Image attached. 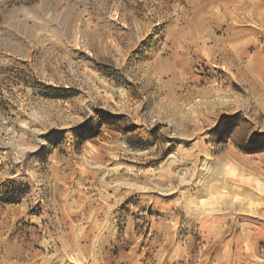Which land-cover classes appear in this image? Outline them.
<instances>
[{"label":"rangeland","instance_id":"rangeland-1","mask_svg":"<svg viewBox=\"0 0 264 264\" xmlns=\"http://www.w3.org/2000/svg\"><path fill=\"white\" fill-rule=\"evenodd\" d=\"M6 208L0 264H264V0H0Z\"/></svg>","mask_w":264,"mask_h":264},{"label":"crops","instance_id":"crops-1","mask_svg":"<svg viewBox=\"0 0 264 264\" xmlns=\"http://www.w3.org/2000/svg\"><path fill=\"white\" fill-rule=\"evenodd\" d=\"M139 137H141V139L143 140V134H140L139 135ZM62 198H64L65 199V202H64V204H65V207L63 208V209H59V210H67V206H66V200H67V195L66 194H64V195H62V194H59V193H57L56 194V196L54 197V199H57L58 201H61L62 200ZM0 210H8V208H6V209H0ZM17 210H19V209H17ZM48 210V209H47ZM49 210H55V209H53V208H49ZM57 210V209H56ZM3 232V225H1L0 226V233H2ZM2 235H0V239H2V237H1Z\"/></svg>","mask_w":264,"mask_h":264}]
</instances>
